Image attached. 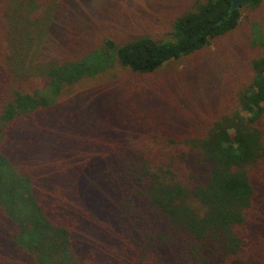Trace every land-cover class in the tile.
<instances>
[{
  "label": "trees",
  "instance_id": "obj_1",
  "mask_svg": "<svg viewBox=\"0 0 264 264\" xmlns=\"http://www.w3.org/2000/svg\"><path fill=\"white\" fill-rule=\"evenodd\" d=\"M93 1L0 0V264H264V0Z\"/></svg>",
  "mask_w": 264,
  "mask_h": 264
},
{
  "label": "rangeland",
  "instance_id": "obj_2",
  "mask_svg": "<svg viewBox=\"0 0 264 264\" xmlns=\"http://www.w3.org/2000/svg\"><path fill=\"white\" fill-rule=\"evenodd\" d=\"M194 0H131L130 2V11L128 10L127 13L132 15V13L136 14L137 16L144 15V14H149L153 15L158 22L159 21H164L166 17H173L174 15H180L183 13V10L186 9L188 4H190ZM97 0H94L90 5H95ZM97 23L93 27H91L89 30H96L98 32H104L102 28H96ZM93 35L97 34H91ZM205 58L207 59L208 63H210V68L213 70V47H210V49L205 53ZM205 58H203L205 60ZM194 65L198 66L201 63V59L199 58L198 61L194 60L193 61ZM186 65V60H181L176 62V65L172 67L173 72L175 70H180L184 68ZM195 66V67H196ZM160 71L165 72L166 70L160 69ZM214 71L217 73V75L221 76L219 72L216 71L214 68ZM135 75L131 77V73L128 71L123 70V68L119 66H113L110 68L107 72L102 73L99 75V81H102L104 83L109 82L112 87H115L117 89H122V86L125 87H132V84L128 86V83L135 82ZM131 77V78H130ZM213 77L215 79H219L215 74H213ZM130 78V81H127ZM209 76L205 73L204 78L201 79L200 84L198 85L199 94L203 93L205 90V85L208 82ZM93 80V79H92ZM89 80L85 81L82 85L80 84L79 87H76V90L78 93L86 92L91 90L90 87H87V85H95L97 83L96 81L94 82L91 81L90 83L88 82ZM88 83V84H87ZM176 85L178 86L179 83L175 82ZM184 94V92L182 93ZM196 94V93H192ZM198 94V91H197ZM78 97H81L80 95ZM69 99V97L67 98ZM73 99V98H72ZM71 99V100H72ZM175 100H173V97L171 98V102H169L170 105L176 104ZM179 108V110H182L180 107V104H176ZM189 129L186 127L184 129H179V133H187ZM147 142H145L142 138L139 137H133L130 136L129 138V144L138 147L141 145H145ZM146 146V145H145ZM143 148V147H142Z\"/></svg>",
  "mask_w": 264,
  "mask_h": 264
},
{
  "label": "water",
  "instance_id": "obj_3",
  "mask_svg": "<svg viewBox=\"0 0 264 264\" xmlns=\"http://www.w3.org/2000/svg\"><path fill=\"white\" fill-rule=\"evenodd\" d=\"M247 0H230L231 9L237 8L240 4L245 3Z\"/></svg>",
  "mask_w": 264,
  "mask_h": 264
}]
</instances>
